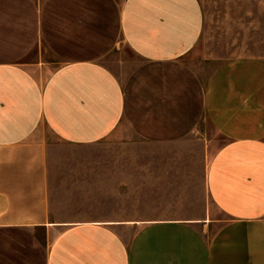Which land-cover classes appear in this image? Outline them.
<instances>
[{"label":"crops","instance_id":"crops-1","mask_svg":"<svg viewBox=\"0 0 264 264\" xmlns=\"http://www.w3.org/2000/svg\"><path fill=\"white\" fill-rule=\"evenodd\" d=\"M205 32L200 0H0V264H264V61L204 80L186 60ZM119 39L140 60L126 80L101 62ZM204 120L224 141L207 220L53 218L54 144L98 145L123 123L171 143Z\"/></svg>","mask_w":264,"mask_h":264},{"label":"rangeland","instance_id":"rangeland-1","mask_svg":"<svg viewBox=\"0 0 264 264\" xmlns=\"http://www.w3.org/2000/svg\"><path fill=\"white\" fill-rule=\"evenodd\" d=\"M200 1L206 32L186 61L204 80L231 61H264V0ZM32 60H37L36 51L22 63ZM101 62L122 80L140 64L122 39ZM223 143L207 120L171 143L142 140L124 123L118 135L98 145L56 143L48 160L53 218L69 223L207 220L212 205L204 174L211 152ZM221 224L215 221L207 235Z\"/></svg>","mask_w":264,"mask_h":264}]
</instances>
